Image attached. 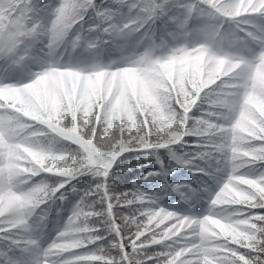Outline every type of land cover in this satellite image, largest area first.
<instances>
[{
  "label": "snow or ice",
  "instance_id": "obj_1",
  "mask_svg": "<svg viewBox=\"0 0 264 264\" xmlns=\"http://www.w3.org/2000/svg\"><path fill=\"white\" fill-rule=\"evenodd\" d=\"M0 264H264V0H0Z\"/></svg>",
  "mask_w": 264,
  "mask_h": 264
},
{
  "label": "trees",
  "instance_id": "obj_2",
  "mask_svg": "<svg viewBox=\"0 0 264 264\" xmlns=\"http://www.w3.org/2000/svg\"><path fill=\"white\" fill-rule=\"evenodd\" d=\"M45 2H46V0H45ZM96 2L99 3L100 0H96ZM129 175L132 176V174H129ZM130 178H131V177H130ZM130 178L125 179V180L123 181V184H124V185L129 184V183H130ZM122 186H123V185H122ZM167 202H168V203H171V198H170ZM63 215H64V214L61 213V216H63ZM58 222H62V221H59V219H58V217H57L56 206L53 205V207H52V211H51V214H50V216H49L48 227H47L46 230H48L50 234H53V235H54V231H53V230H54L55 227L57 226V223H58ZM157 231H159V230H157ZM153 247H154V249L159 250V249H158V246H153ZM129 250H130V249H129Z\"/></svg>",
  "mask_w": 264,
  "mask_h": 264
}]
</instances>
